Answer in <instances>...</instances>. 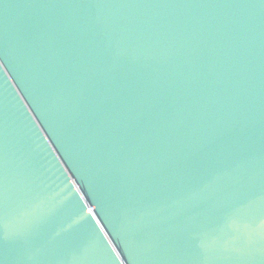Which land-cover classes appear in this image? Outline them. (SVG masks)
<instances>
[{
	"label": "water",
	"instance_id": "water-1",
	"mask_svg": "<svg viewBox=\"0 0 264 264\" xmlns=\"http://www.w3.org/2000/svg\"><path fill=\"white\" fill-rule=\"evenodd\" d=\"M0 259L264 264V0H0Z\"/></svg>",
	"mask_w": 264,
	"mask_h": 264
},
{
	"label": "snow or ice",
	"instance_id": "snow-or-ice-1",
	"mask_svg": "<svg viewBox=\"0 0 264 264\" xmlns=\"http://www.w3.org/2000/svg\"><path fill=\"white\" fill-rule=\"evenodd\" d=\"M89 211H91V209H89ZM0 264H4V261L2 259H0Z\"/></svg>",
	"mask_w": 264,
	"mask_h": 264
}]
</instances>
